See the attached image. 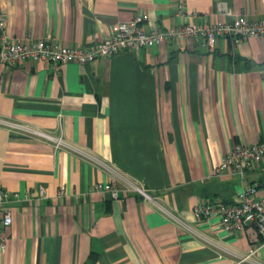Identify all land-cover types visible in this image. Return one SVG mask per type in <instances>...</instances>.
Segmentation results:
<instances>
[{
    "label": "crops",
    "instance_id": "0c3cea01",
    "mask_svg": "<svg viewBox=\"0 0 264 264\" xmlns=\"http://www.w3.org/2000/svg\"><path fill=\"white\" fill-rule=\"evenodd\" d=\"M178 1L0 0V9L13 39L88 47L140 13L146 29L180 23ZM184 1L200 22L230 21L225 9L264 17V0ZM258 141L264 37L220 38L213 49L169 39L87 63L0 61V188L12 216L0 264H264L256 231L193 213L234 202L246 185L264 190V155L243 178L215 172L235 143Z\"/></svg>",
    "mask_w": 264,
    "mask_h": 264
},
{
    "label": "built area",
    "instance_id": "2783aa9c",
    "mask_svg": "<svg viewBox=\"0 0 264 264\" xmlns=\"http://www.w3.org/2000/svg\"><path fill=\"white\" fill-rule=\"evenodd\" d=\"M225 14L233 18L230 21L200 22L196 13L188 10L185 1L179 0L174 9V16L181 18L180 23L169 27L153 24L146 29L144 24L149 22V16L140 13L129 21L113 24L102 40L85 47L65 45L54 37L13 39L6 31V19L0 9V61L8 68L26 60L87 63L107 58L118 52L137 54L141 49L165 43L169 39L187 40L199 44L202 48L213 49L220 38H228L233 45H236L250 37H264V17L252 19L244 14H234L229 9H225ZM35 133L47 136L42 132ZM52 140L55 147L63 144L60 138ZM263 155V143L259 141L252 144L237 142L215 167V172L233 171L243 178L246 171L258 166ZM126 187L125 189L136 191L144 198H150L147 190L138 184L126 181ZM93 190L109 191L114 197L119 191L111 183H96ZM43 193L41 189L39 195ZM9 198L10 193L0 188V248L2 249L6 244L4 230L12 222L11 212L2 208ZM193 213L198 219L218 215L221 226L226 231L241 232L252 229L259 236L264 237V190L260 191L255 185L242 187L232 203L201 202L196 204L193 207ZM256 250L257 247L242 259H248Z\"/></svg>",
    "mask_w": 264,
    "mask_h": 264
}]
</instances>
